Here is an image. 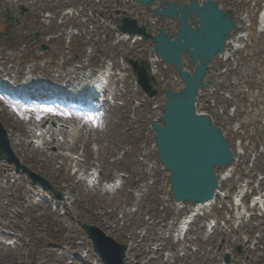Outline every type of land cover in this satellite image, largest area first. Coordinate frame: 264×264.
<instances>
[{
    "label": "rangeland",
    "instance_id": "obj_1",
    "mask_svg": "<svg viewBox=\"0 0 264 264\" xmlns=\"http://www.w3.org/2000/svg\"><path fill=\"white\" fill-rule=\"evenodd\" d=\"M97 1L89 2L84 10L89 13L92 8L99 7L97 10H100V13H106L103 15L106 20L105 23L100 26L97 25V18L90 17L88 13L75 17L72 21H62L66 26L61 25L62 37L60 40L46 42V44H40L36 48H27L23 43L22 51L16 54L14 63L7 64L8 68L13 69V76L22 67L27 71L35 67L40 73H52V76L56 78L63 71L71 72L74 67L78 66L79 58L82 60L83 56L88 55L92 59V65L96 61L99 67L109 63L113 67L114 73L117 74L116 70H118V74L112 83V90L118 95L114 98L110 97L106 107L102 110L87 115L83 127L78 125L77 134L74 138L66 137L62 141L65 146L67 143L74 145V151L69 153L68 161L57 158H53L51 161L47 160L50 152L57 149L54 146L56 145L57 133L49 138H46L47 133H44L46 141L39 136L38 141L44 143L39 142L41 143L40 146L34 144L28 146L27 142H24L22 148L14 147L15 155L20 164L46 179L58 192L66 193L72 201L67 209L56 208L51 202L53 194L46 191L50 202L45 205L40 203L37 205L38 200L29 199V190H36V186H33L25 173H23L24 175L15 173L16 166L14 163L5 161L4 164L10 166L11 171L9 173L21 178L18 182L24 187V191H22L23 197L19 200V205H14L13 208L9 209L15 215H21V221H19L18 216L17 218L14 216L15 231H10L14 236H11L10 239L0 236L2 242L13 241L17 244L13 245L11 249L0 248V264H58V250L61 251V248L76 252L77 255L88 252V256L83 260L66 258L61 264H97L91 241L83 229L84 223L98 226L118 242L129 244L134 256L145 253L143 250L146 248H160L164 245L165 248H172V241L168 238L171 232L164 225L173 214L169 207L163 205V197L167 193L169 185L168 172L161 170L158 155L152 149L153 134L149 130L151 121L161 113L164 96L160 93L155 99L147 98L135 85L128 63H122V59L127 60V57L141 58L139 56L142 54L144 57L148 50V46L145 44H131L130 41H118L116 39L118 34L116 25L119 22L116 21L117 17L120 19L123 11L130 15H138L137 11L134 10L133 0H129V2L128 0H99L100 2L96 4ZM166 1L157 0L155 6ZM218 1L224 8L233 6L232 3ZM252 2L255 3L253 13L254 19L256 18L264 0H238L239 18L245 9L251 6ZM30 3L34 5V9L27 7ZM80 3L81 0H69V2L63 1L61 3L57 0H21L9 12L14 19L19 20L23 25L27 24V27L21 31L26 34L29 33L28 27L33 28V23L39 21L38 8L40 6H47L44 11L52 12L54 9L65 7L67 4L79 7ZM256 4H258L257 7ZM22 8H24V12H22ZM117 10L120 12L118 13ZM108 11L110 13L107 14ZM6 12L0 13V28L5 20ZM57 21L61 23V21ZM7 22L10 23L11 29L16 28L14 21L8 20ZM156 22L158 26L164 25L171 33L175 30L174 27L171 28L170 26L171 21L165 22L162 19L160 21L157 19ZM255 22L250 28L251 36L246 49L243 53L238 54V78H241L251 89L250 97L254 104L257 101L256 108H250L245 105L246 102H250L249 98H244L246 95L239 93L241 99H238V102L245 106V109L241 110L240 113V119L244 124V135L249 133L253 137L254 149L259 143H262L264 137V123L261 121L262 106L264 105V34L256 32ZM71 25L86 31L85 35L80 36L81 38L75 36L70 41L64 33L66 27ZM37 30L33 28V32L28 38L26 35L24 36L25 39H28L26 42H34L39 37L40 33ZM10 36L13 35L10 34ZM16 37L22 39L20 35ZM48 38L45 36V39L49 41ZM0 41V47L9 48V53L15 54L14 47H8L9 42L6 45L2 43L1 39ZM91 43L97 44V46L93 48ZM44 45L48 49L42 51L41 48ZM42 52H45L46 56L41 59L36 58V54ZM1 58L3 55L0 54ZM184 65L192 70L189 60L185 57ZM122 70L127 77V81L123 83L117 82L124 78ZM165 75L167 81L164 84L173 85L172 71H166ZM14 110L8 108L1 96L0 121L7 130L18 127L26 131V127L28 128L30 125H42L45 120L54 118L52 116L53 108L26 109L23 107L19 111ZM32 114H35V117H30ZM59 124L67 126L62 120L59 121ZM66 126L60 127L67 129ZM23 134L26 141L35 139L28 138L26 133ZM144 144H146L148 153L146 165L139 167L142 164L138 162V158ZM85 148L90 149L91 152H84ZM123 150L124 154H122ZM73 157H77L78 160ZM95 164L100 165L103 182H111L115 174L124 173L127 177L124 188L115 194L107 195L101 194L97 190H89L86 183L74 184L77 169L80 168L89 172ZM255 169L264 172V153L257 161ZM84 171L79 172L80 176ZM2 180L4 182L1 184L6 185L7 179L0 176V181ZM13 181H11L12 184ZM141 183H145L143 188H139ZM11 216L10 211L0 207V224H7ZM0 231L3 232L1 229ZM203 232L204 230H201V233ZM239 235L238 233L234 236H226L225 247L232 244L236 246L240 238ZM221 237L223 236L217 234L218 241L213 239L215 248H217ZM80 243L86 244V248H81ZM207 244L208 241H203L199 242L198 246L205 248ZM159 262L160 260H157L151 264H158Z\"/></svg>",
    "mask_w": 264,
    "mask_h": 264
},
{
    "label": "water",
    "instance_id": "obj_2",
    "mask_svg": "<svg viewBox=\"0 0 264 264\" xmlns=\"http://www.w3.org/2000/svg\"><path fill=\"white\" fill-rule=\"evenodd\" d=\"M151 6L154 0H139ZM154 9L155 14L178 18L179 26L175 39H172L164 29L151 36L146 27H138L136 19L122 18L119 26L123 32L138 33L145 38H152L156 43L154 48L160 58L173 64L184 82L180 92L167 90L164 105L163 126L152 122L156 132L155 140L159 156L163 164L170 170V185L176 200H184L194 205L196 202L211 200L218 185L214 174V166L223 167L233 161L227 140L222 135V128L213 123L207 114H198L195 103L197 93L205 85L203 78L215 54L224 50V43L235 29L231 11H223L212 0L202 5L197 2L176 5L168 2L167 7ZM192 18L195 28L188 23ZM182 54L191 57V65L195 66L193 73L184 71ZM137 82L149 97L157 94L153 89L156 84L154 77L149 75V65L146 61L129 60ZM210 82H208L209 84ZM6 157L17 164V169H23L33 178L34 183H40L51 189L49 183L40 176L33 174L21 166L10 148L7 133L0 123V159ZM57 197L60 195L56 193ZM94 243V249L100 254L106 264H124L125 246L106 236L100 229L84 226Z\"/></svg>",
    "mask_w": 264,
    "mask_h": 264
},
{
    "label": "bare ground",
    "instance_id": "obj_3",
    "mask_svg": "<svg viewBox=\"0 0 264 264\" xmlns=\"http://www.w3.org/2000/svg\"><path fill=\"white\" fill-rule=\"evenodd\" d=\"M0 1L2 2V0H0ZM1 8H2V4H0V9ZM46 8H47V6H40L38 8L41 19L39 22L33 23V28L40 30V36L36 41L31 42V43L24 41L27 48H29V47L30 48H36L40 44L45 43L46 42L45 35L50 36L49 41H51V42H54L57 39H59V40L61 39V35H58V37L56 36L60 32V26L57 24V22H56L57 20H54V18H52L50 16H46L44 14V12H45L44 9H46ZM75 11H76L75 8L71 7L68 9L66 7H63V8H58L57 10H53V15H74V14H76ZM98 21H99L98 24H100V22H104L103 18H99ZM26 27H27V24H25V25L21 24L19 27L13 29L12 32L15 35L21 36V35H23V32H21V31L24 30V28H26ZM33 28L28 27V31L31 33ZM69 36L74 38V36H72L71 34H69ZM22 45H23V42H19L17 44V46L14 48L15 54H10L8 49H4V48L0 47V54L3 55V58L0 59V76L3 74L10 75L12 73L13 69L8 68L7 64L12 63V62L14 63L16 54L18 52L22 51V48H23ZM92 45H93V48H95V46H97V44H92ZM45 56H46L45 53L36 54V58H38V59H41ZM83 59H84V61H86V63H84V61H81L79 58V62H78L79 66L78 67H74V69L71 72H67V71L61 72L57 78L53 77L50 73H43L42 74L35 67L30 68L28 71L25 70L24 67H22L19 70L18 74L20 77L24 78L26 83H29V84L33 83L32 79L29 77V75H32V76H36L38 81L43 82V83L46 79H48L51 82L63 81V82H65V87H78L83 82L87 81L88 76L86 74H83V71L88 66H90V64H91L90 58H88L86 55L83 56ZM113 79H114V77H112V80ZM124 81L125 82L127 81V77H125L121 81V83H123ZM37 92H41V91H37ZM10 102L11 101L9 99L8 100V108L11 110L16 109L19 111V109L22 107V106L13 107L12 102L11 103ZM53 103L57 104L56 102H53ZM40 107H41V105L38 107H34V109H38ZM56 107L57 106L54 105V108H53L54 110H53L52 116L54 117V119H61L62 121H64L67 124V126H66L67 129L60 130L59 129L60 125L53 118L46 120V122L44 123V126L42 127V129L46 128L47 124L48 125L51 124L52 126H56L55 127L56 129L60 130L56 134L57 140H55L56 147L58 150L55 152H52L51 155L49 156V158H47V160L51 161L53 158L54 159L57 158V159H61L62 161H68L69 160L68 154H69V152L74 151V145H69L67 143V146H65V143H62V141H64L66 137L74 138L75 135L77 134L78 125H81L83 127L84 119H80V117H78L79 115H77L76 113H74L72 111H68V110L66 111L68 113L63 112V114L61 115V114L57 113L56 109H58V108H56ZM30 117H35V114H32V116H30ZM39 127L40 126L34 124V126L30 127V130H28V131L21 130L18 127H12V130H8V137H9L10 145H11L12 149L14 150V147H17V148L23 147V145H24V142L22 141L23 133H26L28 135L32 134L33 136L37 135V134L43 135V131L38 130ZM55 133L56 132L53 129L49 128L45 137L46 138L52 137ZM85 151L91 152L90 149H86V148L84 149V152ZM14 152H15V150H14ZM8 166L4 165V164L3 165L0 164V173L2 171L8 172L10 170V168H9L10 166L9 167ZM92 176H93V174H92ZM12 178H14L12 175H8L7 177H4V179H7V181H8L6 183V185L1 184V182L3 180L0 181V207H2L4 210H9L10 208H13L14 205H19V200H21L23 197L22 191H24V187L17 181L19 179L14 181L13 184H8L11 182L10 180H12ZM83 180L84 179L79 178V181H83ZM90 180L91 179H89V181ZM66 181L69 182V180H66ZM38 190H39V193L30 191L29 199L39 197L40 201H47L46 197L40 196L41 194L43 195L45 193V190H43L41 187H38ZM14 192H15V194H14ZM65 200H66V198L63 201H65ZM61 202L62 201H60V204H61ZM9 211L12 213V216L10 217L9 222L7 224L1 223L0 227L7 228V229H10L13 231L15 229V227L13 226V224H14L13 222L15 220L14 216H16V218L18 216L19 221H21V219H20L21 215H18V214L15 215V213L12 210H9ZM0 235L3 236V234H0ZM10 236H11L10 233L5 234V237H7V238H9ZM8 246H11V245H8ZM0 248L4 249V248H10V247H7L6 245H4L0 242ZM65 254H68V253L67 252H61L60 253V255L57 257L58 262H61L63 260ZM68 255L70 257H73L72 254H68ZM74 258H76V257H74Z\"/></svg>",
    "mask_w": 264,
    "mask_h": 264
}]
</instances>
